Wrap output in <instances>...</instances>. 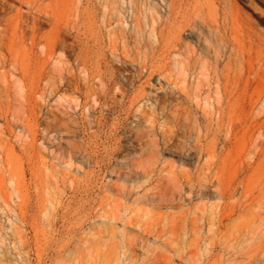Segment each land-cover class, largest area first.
<instances>
[{"label":"rangeland","instance_id":"rangeland-1","mask_svg":"<svg viewBox=\"0 0 264 264\" xmlns=\"http://www.w3.org/2000/svg\"><path fill=\"white\" fill-rule=\"evenodd\" d=\"M39 1L57 53L0 84V264H264V158L233 143L209 159L185 106L187 62L202 109L228 57L240 94L264 89V0H185L195 18Z\"/></svg>","mask_w":264,"mask_h":264},{"label":"bare ground","instance_id":"bare-ground-1","mask_svg":"<svg viewBox=\"0 0 264 264\" xmlns=\"http://www.w3.org/2000/svg\"><path fill=\"white\" fill-rule=\"evenodd\" d=\"M162 1L168 7L167 18H195L194 12H189L188 10L182 11L183 2L185 0ZM41 5L42 3H40L39 0H0V84H7L9 81V70H13L16 76L26 79V71L33 61L47 62L48 58L54 57L57 53L58 44L52 39V33L56 30V25L51 22V18L53 17L45 12V10L41 8ZM43 25H49L51 29L46 30L44 29ZM151 30L155 31L156 28H151ZM164 31L165 27L161 30L160 34L163 35ZM190 34L191 32L189 35ZM63 44L64 42L62 43L61 48H63ZM86 48L89 50L88 41L86 42ZM58 56L59 55H57V57ZM42 58H44V60ZM229 61L230 57H228V63L224 65L222 70L220 69V62H217L213 81L207 84L208 90L205 92L206 108L204 109H202L198 100L201 96L200 92L203 91L202 81L204 78L202 77L205 76V71L203 69H198L195 62H187V71L193 73L197 79V86L195 90H193V87H191V90H188L187 94L184 93L187 95V104L185 106H187L188 118H186L192 123H195L196 111H200L202 113L204 123L201 122L200 124V133L198 138L200 143L203 141V139H207L211 135L213 136V138H211L212 140L210 142L208 141L209 143H207L209 159L217 158L218 160L223 161L226 156L224 153L218 155L216 147L221 144L224 150H228V148L234 143L238 146L244 147L245 149H250L255 159L260 160L261 158H264V89H255L249 98L240 94L238 92L239 87L234 84V82L229 80V76L226 74L229 69ZM55 63H58V60ZM205 70H207V68ZM19 80L20 79H16L17 83L20 82ZM48 81L50 82V80ZM170 98H172V96ZM173 110L174 109L171 111L173 112ZM191 135H193V133ZM2 142L0 144H2ZM192 151L193 150H191V152ZM206 161L207 160H205V162ZM249 165V168L253 166V164ZM239 184L242 186L244 192L248 191L245 178L242 179ZM225 193L226 192H224L223 195Z\"/></svg>","mask_w":264,"mask_h":264}]
</instances>
